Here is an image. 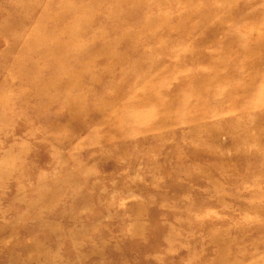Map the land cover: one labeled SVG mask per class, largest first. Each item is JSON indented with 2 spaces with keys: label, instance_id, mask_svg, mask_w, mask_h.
<instances>
[{
  "label": "rangeland",
  "instance_id": "374dc122",
  "mask_svg": "<svg viewBox=\"0 0 264 264\" xmlns=\"http://www.w3.org/2000/svg\"><path fill=\"white\" fill-rule=\"evenodd\" d=\"M0 264H264V0H0Z\"/></svg>",
  "mask_w": 264,
  "mask_h": 264
}]
</instances>
